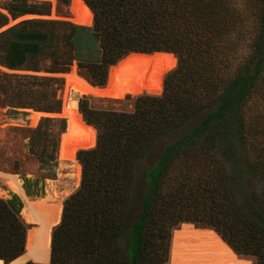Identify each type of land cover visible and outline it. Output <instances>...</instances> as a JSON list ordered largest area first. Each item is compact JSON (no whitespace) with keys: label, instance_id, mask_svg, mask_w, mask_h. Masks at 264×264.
I'll return each mask as SVG.
<instances>
[{"label":"trees","instance_id":"16d2710c","mask_svg":"<svg viewBox=\"0 0 264 264\" xmlns=\"http://www.w3.org/2000/svg\"><path fill=\"white\" fill-rule=\"evenodd\" d=\"M84 1L91 26L36 17L1 31L0 63L37 71L50 59L48 70L62 72L76 60L100 86L130 52H172L178 63L162 94L137 96L132 111L79 100L96 143L77 151L81 182L52 229L49 261L23 264H166L171 230L184 222L212 228L235 253L264 264V0L255 8L251 50L233 71L235 36L252 27L240 23L244 9L230 0ZM47 7L13 0L8 9L15 18ZM6 22L0 13V27ZM203 110L144 170L140 211L129 224L137 164L160 136ZM24 188L32 195L27 181ZM22 207L16 194L0 198L4 263L25 250Z\"/></svg>","mask_w":264,"mask_h":264},{"label":"rangeland","instance_id":"374dc122","mask_svg":"<svg viewBox=\"0 0 264 264\" xmlns=\"http://www.w3.org/2000/svg\"><path fill=\"white\" fill-rule=\"evenodd\" d=\"M11 1L13 0H0V13L4 14L7 18L6 24L1 26L0 29L5 28L7 25H9L8 27L13 26L24 19L36 17L80 24L73 20L74 15L70 6L71 0H67L66 2L63 0H37L48 4L46 14H22L15 18L12 17L8 9ZM258 1L259 0H230V3H235L244 9V11L240 10V23L249 28L252 27L248 33L242 29L239 30V33L235 36L238 44L234 47V55L236 57L232 60L233 63L230 69L232 71L235 70V67L244 60L251 50L250 43L256 32L254 23L256 20L255 13L257 12L255 8L256 5L259 4ZM84 3L86 4L85 1ZM15 21L17 22L14 23ZM92 22L93 13L92 21L88 24L81 25L91 26ZM170 53L175 57L174 65L167 71L166 69H161L162 65H160V67L157 66L156 73L159 74L161 83V90L159 93H140L137 95L122 94L119 92H113V94L108 92L98 96L75 94L71 91V87L66 80V74L69 73L72 68L85 77L91 85L100 86L96 85L89 75L82 68L78 67L76 60L72 61L68 70L62 72H51L48 70L51 62L50 59L43 60L40 63V70L37 71L25 68H9L0 63V172L16 175L29 199L36 200L46 195L54 197L55 201L61 203L62 212L64 200L79 187L81 182L82 169L77 159V151L79 149L93 147L96 143V129L94 128L95 141L92 146L75 150L73 161L63 159V156L59 157L60 142L67 127L66 112L63 110L65 103H67L72 96L76 102V109L85 123L87 122L79 108L80 99H85L88 105L94 109L132 111L134 108V99L137 96L142 94H162L166 78H168L169 74L177 67L178 63L177 56L172 52ZM110 67L108 68V72ZM33 76L36 78H33ZM44 77L52 78V80H43L42 78ZM128 81H134V77L128 79ZM107 82L108 73L105 84L100 87L106 86ZM119 83L120 82H116V86ZM69 91L71 93H69ZM253 107L254 105L249 101L246 105L248 117L251 116ZM205 114L206 110L200 111L167 134L160 136L145 155L144 159L137 164L135 184L132 191V199L127 219L129 224L134 221L140 211L141 197L146 189L144 170L157 160L159 152L167 143L193 124L199 122ZM34 116H36V119L33 120ZM65 137L63 138L68 146H75L80 140L77 135L68 139ZM26 181L32 195L26 193L24 188V183ZM254 185L255 188H258L259 183L256 182ZM0 189V198H9L13 194L18 195L10 188L3 178L0 179ZM20 199L22 200L21 197ZM22 219L24 222L26 221L24 217H22ZM25 223L27 224V231L35 225L38 226L37 224H32L27 221ZM181 224L182 223L171 230V239L173 230L178 229ZM189 224L195 228L213 230L209 227L196 226L193 223ZM53 227L51 228V232ZM235 254L239 259L247 260L249 264H253V259L238 255L237 253ZM25 259L30 260L27 253L23 252L8 263H4L0 260V264H19Z\"/></svg>","mask_w":264,"mask_h":264},{"label":"bare ground","instance_id":"6f19581e","mask_svg":"<svg viewBox=\"0 0 264 264\" xmlns=\"http://www.w3.org/2000/svg\"><path fill=\"white\" fill-rule=\"evenodd\" d=\"M70 6L75 22L88 24L92 21L91 10L83 0H71ZM174 63L175 57L170 52L129 53L110 67L108 82L104 87L91 85L74 68L66 74V80L71 87V91L77 95L98 96L108 92L131 95L153 94L159 93L161 90L160 77L156 73L157 66L162 65L161 69L167 71ZM132 77H134V81H128ZM116 82L120 83L116 86ZM69 93L71 92L69 91ZM63 110L66 112L67 127L60 142L59 157L63 156V159L73 161L75 150L93 145L95 129L83 121L72 96L65 103ZM35 117H33V120L36 119ZM75 135L79 136L78 144L68 146L63 137L66 136L65 138L68 139ZM1 178L22 198V217L27 222L38 225L28 229L24 252L27 253L30 260L46 263L50 258L51 228L60 221L61 203L55 201L54 197L50 195L36 200L29 199L21 186L20 180L14 174L0 172ZM26 260L28 259L19 264L24 263ZM166 264H249V261L239 259L230 246L215 231L195 228L189 223H182L178 229L173 230L170 260Z\"/></svg>","mask_w":264,"mask_h":264},{"label":"water","instance_id":"95a60500","mask_svg":"<svg viewBox=\"0 0 264 264\" xmlns=\"http://www.w3.org/2000/svg\"><path fill=\"white\" fill-rule=\"evenodd\" d=\"M17 21H19V20H17ZM17 21H15L14 23H16ZM9 25H7L5 28H3L4 30L8 27ZM3 29H0V31H3ZM155 52H162V51H155ZM130 53H140V54H152V53H154V52H152V53H142V52H130ZM129 54V53H128ZM126 56V55H125ZM0 260H2V259H0ZM35 262V261H34ZM39 263H41V262H39Z\"/></svg>","mask_w":264,"mask_h":264}]
</instances>
